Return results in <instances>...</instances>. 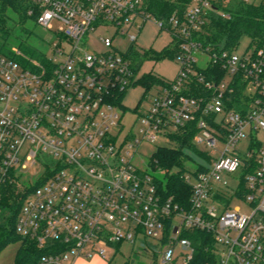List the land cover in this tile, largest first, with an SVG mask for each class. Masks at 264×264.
<instances>
[{
	"label": "built area",
	"instance_id": "built-area-1",
	"mask_svg": "<svg viewBox=\"0 0 264 264\" xmlns=\"http://www.w3.org/2000/svg\"><path fill=\"white\" fill-rule=\"evenodd\" d=\"M29 1L28 14L59 42L51 55L40 52L42 59L15 46L13 55L0 50V197L7 183L33 186L16 230L44 251L37 264L106 259L123 242L153 248L168 264L178 252L188 264L194 247L183 232L189 229L213 235L217 264H264V137L258 135L264 131V39L243 55L197 41L211 10L231 17L218 8L221 0H190L183 17L163 18L145 0ZM152 17L178 43L181 68L174 80L155 86L149 105L126 128L121 94L139 79L132 53L137 36L128 33ZM111 27L128 35L130 45L121 50L115 35H99L105 49L89 51L92 35ZM199 53L207 56L205 65ZM210 65L214 78L207 79L197 67ZM194 80L205 93H189ZM192 122L194 142L211 159L205 169L197 164L183 174L192 188L188 210L164 197L156 176L135 157L160 137L172 142Z\"/></svg>",
	"mask_w": 264,
	"mask_h": 264
},
{
	"label": "trees",
	"instance_id": "trees-1",
	"mask_svg": "<svg viewBox=\"0 0 264 264\" xmlns=\"http://www.w3.org/2000/svg\"><path fill=\"white\" fill-rule=\"evenodd\" d=\"M190 0H145V6L149 12L158 18L169 17L173 13L183 17ZM29 0H0V50L13 55L8 40L14 34L8 22L10 19L22 30H26V22L36 21V15H29L31 8ZM218 8L231 14L230 18L221 17L217 11L211 10L207 16V21L203 28L194 34V38L200 41L203 46L211 49H235L243 35L251 38V43H261L264 39V0H221ZM15 17V18H14ZM20 49V47H18ZM21 50V49H20ZM29 51V49H26ZM35 54V51H32ZM179 52L178 43L167 47L163 52L145 51L143 54L136 49L132 50L133 57L138 69L144 56H152L161 59L167 56H177ZM20 59V57H17ZM207 79L214 78V65L208 68L197 67ZM166 81L154 75H146L137 80L136 84H144L146 93L155 86L165 84ZM189 93L192 96L205 93L203 84L192 81ZM121 99L126 94H121ZM123 108L126 107L123 105ZM198 129L195 123H189L185 128L171 135L173 146H159L151 157V167L159 172L165 171L163 178L157 177V184L164 197H173L175 201L187 208L191 207L192 188L183 177L187 170L186 162H196L189 151H195L206 161H210L211 156L198 148L194 142V137ZM202 164L200 169H205ZM177 169V171H175ZM33 190V186L28 184L19 185L16 182L7 183L2 190L0 197V251L11 241L21 242L18 255L13 264H37L43 250L37 243L29 238L21 236L16 230L17 220L25 198ZM183 235L191 240L194 247L193 257L188 264H217V256L213 251L214 239L211 233L205 230L189 229ZM124 264H129L125 262Z\"/></svg>",
	"mask_w": 264,
	"mask_h": 264
},
{
	"label": "rangeland",
	"instance_id": "rangeland-1",
	"mask_svg": "<svg viewBox=\"0 0 264 264\" xmlns=\"http://www.w3.org/2000/svg\"><path fill=\"white\" fill-rule=\"evenodd\" d=\"M260 1V0H259ZM15 18V17H14ZM140 24L142 23L139 20ZM8 25L11 29H13V35L8 40L9 46L20 47L21 51L27 54L28 56H32L37 59H42L43 53H48L51 55L52 47L54 44L59 42V38L50 30H46L36 21L29 20L26 22V30H22L20 26L14 23L13 17L8 22ZM116 32V27H111L109 30H104L99 28L97 32L92 35L89 41V51H101L105 49L103 43L99 40V35H106L110 37H114ZM136 35L137 39L134 42L135 49L142 54L145 51H154L161 53L167 47L173 46L175 40L171 32L167 29L160 28L156 23L154 17L145 22L140 30L133 28L130 30L128 35ZM123 35H115V44L121 49L125 50L131 43L129 36ZM67 47V46H66ZM251 48V38L248 35H243L240 39L238 46L234 49L235 53L238 55H243L247 50ZM26 49H29L27 51ZM35 51V54L32 51ZM199 56V64L205 65L207 56L198 54ZM181 68L180 60L177 56H167L161 59L154 58L152 56H144L140 62L138 67V76L139 78L145 77L146 75H154L160 77L164 81H172L174 80ZM155 93V89L148 94L146 93V86L144 84H136L130 87L126 95L123 99V105L126 107L124 109L126 111V115L124 118V124L126 128H129L133 122L135 121L136 114L135 111L138 109H142L143 107H147L149 105L148 99H151L153 94ZM148 94V98L146 95ZM259 137L262 139L264 137V131L259 132ZM246 141L242 142L243 146H246ZM175 146L174 142H170L165 138L160 137L159 140L155 143L144 144L140 148V154L135 157L137 162V166L141 169L149 170L153 175L163 178V174L160 172H156L150 168L151 166V157L155 150L159 146ZM198 148L202 151H206L208 148L205 146L198 144ZM190 155L196 162H186L185 165L187 168L195 169L197 164H205V159L198 155L195 151H189ZM35 170L32 169L31 181L35 180L33 175H35ZM188 170V169H187ZM177 171V169H175ZM39 175V174H38ZM26 180V177L24 178ZM228 180L230 184L233 185L236 181L233 176L228 175ZM27 180L25 183L31 182ZM241 204L240 201L234 200L233 206ZM243 206V205H242ZM251 210L250 206L247 205L243 207L244 212H249ZM153 242L155 240L149 239ZM21 247L20 241H11L0 251V264H13L19 249ZM117 251L114 249H110L108 253V257H94L90 259L81 258L82 261L80 264H124L128 262L129 264H168L165 263L162 257H159V254L154 252V250L150 249L145 245H141L139 243L132 245L129 242H123L118 248ZM184 258L176 253L173 263L171 264H183Z\"/></svg>",
	"mask_w": 264,
	"mask_h": 264
},
{
	"label": "crops",
	"instance_id": "crops-1",
	"mask_svg": "<svg viewBox=\"0 0 264 264\" xmlns=\"http://www.w3.org/2000/svg\"><path fill=\"white\" fill-rule=\"evenodd\" d=\"M81 261H82V259H80V260L78 261V263H77V264H80V263H81Z\"/></svg>",
	"mask_w": 264,
	"mask_h": 264
}]
</instances>
